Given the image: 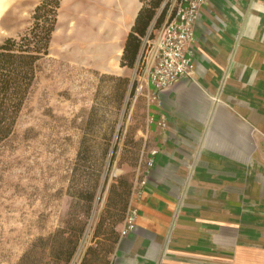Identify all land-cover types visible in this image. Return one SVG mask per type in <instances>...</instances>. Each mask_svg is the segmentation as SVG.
<instances>
[{"label": "crops", "instance_id": "1", "mask_svg": "<svg viewBox=\"0 0 264 264\" xmlns=\"http://www.w3.org/2000/svg\"><path fill=\"white\" fill-rule=\"evenodd\" d=\"M140 5L60 0L58 8L50 50L96 74L95 105L114 103L105 142L111 161L118 151V178L130 185L141 153L158 150L143 169L134 228L120 235V220L92 232L78 264H264V0L205 1L193 72L162 90L159 106L130 99L141 54L133 68L119 63Z\"/></svg>", "mask_w": 264, "mask_h": 264}, {"label": "rangeland", "instance_id": "2", "mask_svg": "<svg viewBox=\"0 0 264 264\" xmlns=\"http://www.w3.org/2000/svg\"><path fill=\"white\" fill-rule=\"evenodd\" d=\"M0 1L1 43L30 25L40 0ZM96 78L61 61L53 48L41 60L13 132L0 144V264L79 263L109 186L122 173L118 151L111 161L114 148L105 154L101 149L114 103L94 104ZM81 142L91 146L83 159ZM134 169L128 172L131 185ZM86 193L94 194L89 211ZM68 238L78 239L72 257L67 263L54 259L44 241L54 250Z\"/></svg>", "mask_w": 264, "mask_h": 264}, {"label": "trees", "instance_id": "3", "mask_svg": "<svg viewBox=\"0 0 264 264\" xmlns=\"http://www.w3.org/2000/svg\"><path fill=\"white\" fill-rule=\"evenodd\" d=\"M139 2L141 5L127 33L120 55L119 63L122 67L135 66L142 38L148 35L151 26L159 27L167 15L169 0H139ZM59 5L60 0H40L33 9L30 25L22 33L15 37H7L0 43V144L12 134L18 116L35 84L39 64L49 55ZM107 145L105 143L101 148L104 154L107 152ZM90 147V143L86 145L84 142L80 143L79 155L82 159L86 158L83 155ZM130 193L131 184L129 185L126 180L118 178L117 185L110 184L105 207L94 228L93 236L102 233L104 225L106 229L104 232H110L115 223L121 220L122 224ZM82 198L86 200L89 211L94 194L86 193ZM77 243L78 239L68 238L52 250L51 242L44 241L46 247L49 246L53 258L60 260L64 257L65 263L72 257Z\"/></svg>", "mask_w": 264, "mask_h": 264}, {"label": "built area", "instance_id": "4", "mask_svg": "<svg viewBox=\"0 0 264 264\" xmlns=\"http://www.w3.org/2000/svg\"><path fill=\"white\" fill-rule=\"evenodd\" d=\"M206 0H169L164 22L153 32L142 38L140 49L141 64L137 68L132 86L131 101L139 96L145 98L148 105L159 106V93L172 86L177 80L190 77L193 72L194 25L200 9ZM152 120V117H150ZM157 126L164 128L166 119L160 115ZM156 148L141 153L137 172L131 185V193L124 219L119 231L126 235L136 223L138 211L135 200L142 192L145 180L144 166L147 171L154 163Z\"/></svg>", "mask_w": 264, "mask_h": 264}, {"label": "bare ground", "instance_id": "5", "mask_svg": "<svg viewBox=\"0 0 264 264\" xmlns=\"http://www.w3.org/2000/svg\"><path fill=\"white\" fill-rule=\"evenodd\" d=\"M1 2V1H0ZM2 3V2H1ZM1 3H0V12H1V10H2V5H1ZM5 5V4H4ZM1 23V22H0ZM1 25V24H0Z\"/></svg>", "mask_w": 264, "mask_h": 264}]
</instances>
